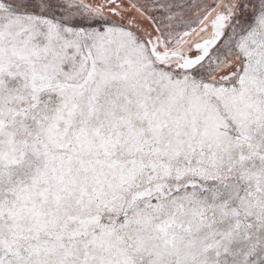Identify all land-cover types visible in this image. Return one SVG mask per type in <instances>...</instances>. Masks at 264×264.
<instances>
[{"label":"snow or ice","instance_id":"snow-or-ice-1","mask_svg":"<svg viewBox=\"0 0 264 264\" xmlns=\"http://www.w3.org/2000/svg\"><path fill=\"white\" fill-rule=\"evenodd\" d=\"M0 264H264V0H0Z\"/></svg>","mask_w":264,"mask_h":264}]
</instances>
